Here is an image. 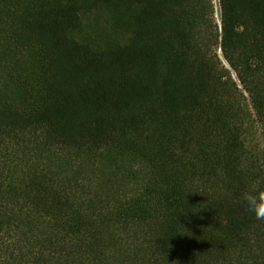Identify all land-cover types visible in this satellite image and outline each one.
I'll list each match as a JSON object with an SVG mask.
<instances>
[{
    "label": "trees",
    "instance_id": "trees-1",
    "mask_svg": "<svg viewBox=\"0 0 264 264\" xmlns=\"http://www.w3.org/2000/svg\"><path fill=\"white\" fill-rule=\"evenodd\" d=\"M0 0V264H264V0Z\"/></svg>",
    "mask_w": 264,
    "mask_h": 264
},
{
    "label": "clouds",
    "instance_id": "clouds-1",
    "mask_svg": "<svg viewBox=\"0 0 264 264\" xmlns=\"http://www.w3.org/2000/svg\"><path fill=\"white\" fill-rule=\"evenodd\" d=\"M241 203L257 220L264 221V186L251 182L240 193Z\"/></svg>",
    "mask_w": 264,
    "mask_h": 264
},
{
    "label": "rangeland",
    "instance_id": "rangeland-1",
    "mask_svg": "<svg viewBox=\"0 0 264 264\" xmlns=\"http://www.w3.org/2000/svg\"><path fill=\"white\" fill-rule=\"evenodd\" d=\"M214 2H215V8H216V16H217V19H219L220 11H219V6H218V0H214Z\"/></svg>",
    "mask_w": 264,
    "mask_h": 264
}]
</instances>
